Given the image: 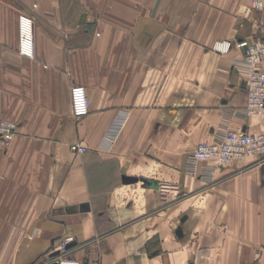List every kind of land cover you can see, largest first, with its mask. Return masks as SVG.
Returning <instances> with one entry per match:
<instances>
[{
    "label": "crops",
    "instance_id": "1",
    "mask_svg": "<svg viewBox=\"0 0 264 264\" xmlns=\"http://www.w3.org/2000/svg\"><path fill=\"white\" fill-rule=\"evenodd\" d=\"M252 1L0 0V120L17 125L0 151V264H264L261 157L186 172L198 144L264 131L233 68L264 29ZM73 85L88 98L79 120Z\"/></svg>",
    "mask_w": 264,
    "mask_h": 264
},
{
    "label": "built area",
    "instance_id": "2",
    "mask_svg": "<svg viewBox=\"0 0 264 264\" xmlns=\"http://www.w3.org/2000/svg\"><path fill=\"white\" fill-rule=\"evenodd\" d=\"M262 0H253L251 5L245 9V14L261 8ZM19 53L25 57L33 56V33L32 21L26 15L19 17ZM231 47L229 41H218L213 50L218 53H226ZM233 68L243 78L246 87V104L244 114L257 116L264 123V29L260 36L254 38L251 43L246 44L244 55L241 60L234 63ZM70 101L72 116L79 120L89 112L88 98L83 86L73 85L70 89ZM16 123L7 120H0V151L7 149L15 134ZM117 127L110 128L104 135L101 147L109 149L117 137ZM70 151L77 155L86 153L87 148L82 143H73ZM261 157L264 162V131L249 134L241 129L234 132L223 131L219 137L212 142L198 144L186 157V172L199 177L210 178L212 172L210 166L224 167L234 160H241L250 157ZM203 164L206 170L197 172V166ZM72 238H66L58 246V252L67 250ZM48 260L57 264H80L76 260L57 258Z\"/></svg>",
    "mask_w": 264,
    "mask_h": 264
},
{
    "label": "water",
    "instance_id": "3",
    "mask_svg": "<svg viewBox=\"0 0 264 264\" xmlns=\"http://www.w3.org/2000/svg\"><path fill=\"white\" fill-rule=\"evenodd\" d=\"M181 231H180V229H177V231H176V234H177V236H181V233H180ZM59 254V252L58 251H55V252H53L51 255H50V257H56L57 255ZM50 264H57L56 262H52V263H50Z\"/></svg>",
    "mask_w": 264,
    "mask_h": 264
}]
</instances>
